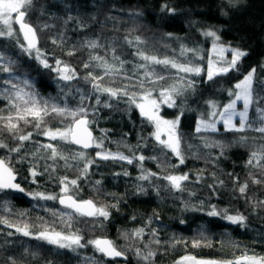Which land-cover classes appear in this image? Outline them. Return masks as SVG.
Masks as SVG:
<instances>
[{
  "label": "trees",
  "instance_id": "16d2710c",
  "mask_svg": "<svg viewBox=\"0 0 264 264\" xmlns=\"http://www.w3.org/2000/svg\"><path fill=\"white\" fill-rule=\"evenodd\" d=\"M165 5L175 12H169ZM26 20L36 28L40 52L52 67H43L35 59V50L31 55L22 50L20 45L25 42L14 25V37H0V53L15 61L13 76L18 79L14 82L41 101L70 109L80 105L82 96L87 97L83 106L89 109V126L97 142L103 139V146L85 152L70 142L51 140L43 134L44 129H64L70 117L49 115L40 129L34 121L20 122L16 134H32L23 142L14 139L0 120V143L7 145L0 148V158L10 161L25 190L24 195L0 191V264H177L188 255L220 262L244 255L264 257V160L247 163L251 153H264V133L256 130L262 126L258 107L264 108V102L249 108L251 127L242 132L195 130L202 115L207 118L213 110L207 102H215V110L222 111L234 99L229 91H234V85L253 69V96L264 98V0H233L231 4L228 0H33ZM209 30L220 36V45L247 52L235 68L212 80H208L207 70L209 59L213 60L210 49L214 40L204 34ZM136 37L143 43H137ZM88 40H98L100 46L85 47ZM112 48L124 64L120 72L105 75L104 69L97 66L100 62L92 57H102L119 67ZM137 49L202 69L197 75L149 64L150 70L164 77L155 85L146 82V88H154L153 99L160 101L162 88L175 87L182 92L176 97L177 107L160 103L159 115L173 120L183 109L178 128L183 164L155 140L154 125L134 105L129 107L127 97L94 92L92 82L85 80L92 73L103 77L96 81L102 87L118 89L130 84L125 76H132L134 71V80L144 79L145 69L136 66L146 62L135 55ZM193 49L195 52L190 51ZM70 51L74 54L69 55ZM56 60L74 69L75 79H60L53 70ZM218 64L227 66L226 61ZM10 78L0 72V90L10 87L3 84ZM25 79L29 85L23 83ZM189 82H193L194 90L188 87ZM105 103L111 107H104ZM0 109V116L15 113L3 98ZM161 139L166 140V135L162 134ZM217 142L225 146L223 156L214 146ZM21 143L19 152L9 151ZM47 144L68 156V161L50 158L51 149L42 147ZM96 151L120 153L132 163L98 159L94 157ZM79 152L86 159L71 158ZM140 155L145 157L142 162L138 160ZM86 160L94 162L84 172ZM33 169L38 173L35 177L31 175ZM149 173L155 175L139 179ZM184 174L188 179L181 182L180 189L165 179ZM64 177L67 193L60 182ZM74 179L76 185L70 183ZM244 184L247 189L241 193L239 188ZM36 193L57 198L44 199ZM63 194L79 201L92 200L110 214L107 218L87 219L61 208L57 200ZM213 207L218 215L210 216ZM225 210L228 215H243L244 222L232 224L224 219ZM25 226L27 236L17 231ZM53 229L66 235L78 233L84 247L73 246V251L37 238L42 231ZM137 229H143L139 237L132 235ZM100 238H109L127 260H108L89 243ZM193 241H201V245L193 247ZM150 251L155 255L143 259Z\"/></svg>",
  "mask_w": 264,
  "mask_h": 264
},
{
  "label": "snow or ice",
  "instance_id": "6c2138e0",
  "mask_svg": "<svg viewBox=\"0 0 264 264\" xmlns=\"http://www.w3.org/2000/svg\"><path fill=\"white\" fill-rule=\"evenodd\" d=\"M229 4L233 3V0H228ZM33 0H0V37H14L16 35V28L14 25H18L19 33L22 34L23 40L25 44H21L20 47L23 51L29 53L31 55L32 50H35L36 56L35 59L39 61V63L45 68H51L46 58L41 54L40 49L38 47V37L37 30L34 28L27 20L26 16L28 14V10L32 7ZM167 8L169 12H175V9L168 8L167 5L164 6ZM139 15V13H137ZM71 19V17H69ZM206 36H210L214 38L213 43V51L218 52L221 56L228 48H225L223 45H217L216 41L220 40V36L217 35L216 31L209 30L204 33ZM169 36L172 34L169 33ZM126 42L131 44L132 41L125 38ZM137 43H143L140 37H136ZM53 43H56L54 40ZM85 47L93 48L99 47L98 40H88L84 42ZM232 58L227 62V66L216 67L213 60L209 59L208 61V70H207V78L208 80H212L215 75L225 74L235 68L237 66L238 61L247 55V52L241 50L239 48H231ZM113 59L119 62V67L116 64H109L102 57L94 56L93 60L99 61L100 63L97 65L98 67H102L104 69L105 75L111 73L120 72L124 61L115 54V48H112ZM185 49L182 48V54ZM195 52V50H190ZM69 55H73L74 52L70 51ZM140 59L145 61L146 63L137 65V68L145 69L143 75L144 79H133L137 76V73L134 71L132 76H125L126 79L130 81V84L124 85L122 88L114 89L111 87H102L100 83L96 81L102 80L103 77L94 76L92 73H89L85 80L92 82V88L94 92L107 93L110 97H127V103L129 107L135 106L139 109L140 115L142 117L147 118V120L152 123L155 127V131L152 135L155 137V140L159 142V144L168 148L173 152L178 158L181 164L184 163V157L180 150V136L178 134V128L180 124V117L183 115V109L181 108L179 115L173 120H165L159 115L160 103H165L168 107H177L176 97L182 95V92L175 88H162L160 90V101L158 102L156 99L152 98V91L154 88H146L145 84L150 83L155 85L158 81L163 80L164 77L155 73L154 70L149 69V64H159L164 65L165 67H172L177 69L180 72L185 73H195L199 75L202 69L198 66H189L188 64L178 63L174 59H170L165 57L164 59H160L156 56H149L145 53L139 51L135 53ZM15 61L10 58H6L2 53H0V72L9 74L10 79L3 80V84L8 85L10 87L3 88L0 90V98L8 100V106L10 109H15V113L13 114L9 111L7 116H0V120L4 121V128L9 132L14 134L13 138L18 141H28L31 139V133L28 134H16L20 127V122L24 124L35 122L34 126L37 129L41 128V125L44 122L45 117L49 115H56L63 119L71 118L69 123L65 126L63 130L61 129H44L43 134L48 136L51 140L61 139L70 143L81 145L83 148H89L95 145L97 148H102L103 139H100L98 142L92 136V132L89 129L90 121L88 119L89 109L83 106V102L87 97L82 96L81 103L76 109H70L67 105L61 107L57 104H50L49 101L43 100L41 101L37 98L36 94L31 92H25L23 88L19 87V84L15 83L14 80L18 79L13 76ZM86 68L89 67L88 63L84 65ZM54 71L58 72L60 75V79L65 81H71L75 79V70L70 68L67 64H63L62 61L56 60V66L53 68ZM255 74V69L250 71L244 78L234 85V91H229V96H234L227 105L223 106L222 111H216L217 105L213 101H208L207 104L213 110L207 114V118H202L198 121L196 126V132L200 133L203 130H211L213 132L217 131L216 124L218 122H222L226 131H237L242 132L246 128H250L251 124L248 121V112L249 108L253 105V103H257L259 105L260 102H264V98H257L253 96V77ZM25 85H29V81L25 79L23 81ZM189 88L194 90L193 82H189ZM139 88L141 91L138 93L136 91H130V89ZM237 101H243V110L237 111ZM19 102V103H18ZM101 101L99 97H96V104H100ZM104 107H111L110 104L105 103ZM0 111H3L0 109ZM258 111L261 114V123L262 126L257 128L256 130L264 133V108H259ZM219 117V120L216 118ZM239 117L238 125L233 123V118ZM163 133L167 134V139H161ZM244 138H241V142ZM22 143L19 147L10 148V152H19L20 147H22ZM206 146H209L206 144ZM214 146L219 147L221 149L220 155H224L225 146L217 142ZM7 145L0 143V148H5ZM42 147L46 149H51V157L52 159H56L59 157L60 159L68 161L69 157L62 155L56 147L52 144L42 145ZM97 156L101 159H120L127 160L128 163H132V160L124 156L120 153H102L98 152ZM72 159H86L85 154L83 152H79L76 155L71 157ZM145 157L140 155L138 157L139 161H143ZM253 160H257L259 164L260 161L264 160V153H251L249 160L247 163L249 165L252 164ZM92 160H86L85 167L83 169L84 172L87 171L88 166L93 163ZM38 173L33 169L31 170V175L35 177ZM127 174V173H125ZM155 175L154 173H149L148 175H141L139 179L146 180L149 176ZM171 186L180 189L181 182L188 179L187 174L180 176H167L165 177ZM16 175L13 167L11 166L10 161H6L5 159H0V190L3 189H16L20 192H23L24 189L20 187L18 183H15ZM67 177L61 179V184L64 185L62 191L68 192V185L66 183ZM254 183H260L259 180H254ZM70 183L72 185H76L77 181L71 180ZM222 183V182H221ZM247 189V184L240 186L239 191L241 193H245ZM140 191H143L141 188ZM35 195L40 196L44 199H56L57 197L53 196H44L42 193H36ZM59 201L61 204L65 205L68 208L73 209L76 213L82 216H100L107 218L109 216V212L105 207H97L93 201H77L73 199L72 196L60 197ZM264 204V202H261ZM115 207V206H113ZM210 216L218 215L215 208L208 213ZM224 219L230 221L232 224H242L245 220L243 215H228L226 210L223 216ZM6 223V221H3ZM70 226V225H69ZM17 231H23L24 235H29L27 231V226L25 229L17 228ZM143 229H137L133 232L132 235L135 237L141 236ZM127 236V234H125ZM38 239L46 240L49 244L57 245L59 248H72L75 251L76 247H84L81 244L82 237L78 233L72 234H64L63 232L55 231L54 229L49 231H42ZM89 243L93 244L97 251L103 253L109 257H120L124 255V253L117 249L114 243L108 239H95L89 241ZM159 243V241H156ZM201 245V241H193V247H199ZM210 246V245H209ZM137 255H140V251L137 250ZM155 255L153 252H148L143 259L147 260L149 257ZM177 264H264V257L257 256H248L244 255L241 258L234 261H226L220 262L216 260H206V259H198L195 256H184L180 261H177Z\"/></svg>",
  "mask_w": 264,
  "mask_h": 264
},
{
  "label": "rangeland",
  "instance_id": "374dc122",
  "mask_svg": "<svg viewBox=\"0 0 264 264\" xmlns=\"http://www.w3.org/2000/svg\"><path fill=\"white\" fill-rule=\"evenodd\" d=\"M212 39L214 40V38L212 37ZM216 43H217V45H220L217 41H216ZM225 48H228L229 50H227V51H225L224 53H223V55L221 56L220 54H218V52H214L213 51V44L211 45V49H210V52H211V55H212V57H213V62H214V64H215V66L216 67H219V64H218V61H221V62H228V61H230L231 60V58H232V53H231V48L230 47H226V46H224ZM236 110L237 111H242L243 110V101H237V108H236ZM217 120H219V117H217L216 118ZM198 123V122H197ZM233 123H235V124H237L238 125V123H239V117H234L233 118ZM216 128H217V131H219V129L220 128H223V129H225L224 128V125H223V123L222 122H218L217 124H216ZM61 130H63V129H61ZM203 131H208V132H213V131H211V130H203ZM216 132V131H215ZM164 135H166V137H167V134L166 133H163ZM98 152H102V153H108V151H96L95 153H94V157L95 158H98V159H101L99 156H97V153ZM110 153H112V152H110ZM113 154H116V153H113ZM125 156V155H124ZM111 159V158H110ZM118 159V158H117ZM131 159V158H130ZM118 160H120V159H118ZM132 160V159H131ZM122 161H126V162H128L127 160H122Z\"/></svg>",
  "mask_w": 264,
  "mask_h": 264
},
{
  "label": "water",
  "instance_id": "95a60500",
  "mask_svg": "<svg viewBox=\"0 0 264 264\" xmlns=\"http://www.w3.org/2000/svg\"><path fill=\"white\" fill-rule=\"evenodd\" d=\"M17 26V29H18V31H19V27H18V25H16ZM21 35V37L23 38V36H22V34H20ZM37 37H38V34H37ZM25 42V41H24ZM39 45H40V40H39V37H38V47H39ZM89 127V129H90V131L92 132V136L95 138V133L93 132V130H92V128L90 127V126H88ZM72 145H74L75 147H77L78 149H80V150H82V151H85V152H91L94 148H95V145H93V146H91V147H89V148H83L81 145H78V144H74V143H71ZM1 159V158H0ZM16 175V174H15ZM15 183H18L19 184V182H18V177H17V175H16V180H15ZM20 185V184H19ZM20 187L22 188V186L20 185ZM0 191H3V192H13V193H15V194H21V195H24L25 194V190L23 191V192H20V191H18V190H16V189H3V190H0ZM65 196H70V195H65V194H63V195H61V196H59L58 197V200H57V202H58V204H59V206L61 207V208H64V209H68V210H71V211H73V212H75L73 209H71V208H68V207H66L65 205H63V204H61L60 203V201H59V198L60 197H65ZM73 199H75L74 197H73ZM75 200H77V199H75ZM77 201H79V200H77ZM87 201V200H86ZM92 201V200H91ZM94 203V202H93ZM95 204V203H94ZM96 205V204H95ZM97 206V205H96ZM76 213V212H75ZM76 214H78V213H76ZM78 215H80V214H78ZM80 216H82V215H80ZM83 217H85V218H87V219H92V218H94L95 216H83ZM100 239H108V240H110L109 238H100ZM101 253V252H100ZM102 255H104L103 253H101ZM108 260H119V261H126L127 260V258H126V256H124V255H122V256H120V257H109V256H106V255H104Z\"/></svg>",
  "mask_w": 264,
  "mask_h": 264
}]
</instances>
